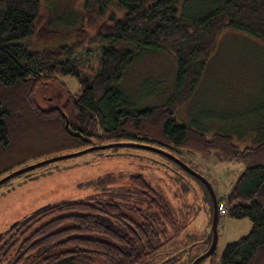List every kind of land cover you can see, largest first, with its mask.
<instances>
[{
    "label": "trees",
    "instance_id": "1",
    "mask_svg": "<svg viewBox=\"0 0 264 264\" xmlns=\"http://www.w3.org/2000/svg\"><path fill=\"white\" fill-rule=\"evenodd\" d=\"M113 1L85 0L81 26L70 30L102 47L98 67L89 74L82 73L76 63L82 52L89 54L81 40L72 45L31 47L29 42L36 37L59 34L41 22V0H0V163L15 150L54 140L56 149L35 156L127 140L163 147L185 162L186 153L239 162L244 169L224 199L226 214L249 218L253 228L226 246L218 264H264V139L240 148L231 134L219 131L207 137L205 129L178 120L225 29L264 40V0H218L207 9H185L183 14L179 11L183 0H117L122 14L109 11ZM88 28L94 29L90 36ZM121 41L137 47L117 45ZM140 48L170 51L178 74L176 90L167 101L135 109L120 82L139 57ZM69 74L77 77L80 88L76 94L68 93L62 112L39 106L36 88ZM10 169L0 167V177ZM204 189L210 199L206 186ZM167 219L170 238L175 223V209L170 204Z\"/></svg>",
    "mask_w": 264,
    "mask_h": 264
},
{
    "label": "rangeland",
    "instance_id": "2",
    "mask_svg": "<svg viewBox=\"0 0 264 264\" xmlns=\"http://www.w3.org/2000/svg\"><path fill=\"white\" fill-rule=\"evenodd\" d=\"M116 1L111 3L109 11L122 14L123 10ZM217 1L183 0L179 11L183 14L185 9H207ZM84 3L85 0H41V22L49 31L53 29L59 34L47 33V38L36 37L29 43L31 47L41 49L44 46L72 45L81 40L83 49L89 54L82 52L79 61H76L77 67L82 73L92 74L98 67L102 47L98 43H89L86 37L70 33L72 28L81 26ZM92 32L94 29L88 28L87 36ZM117 45L137 47L125 41ZM137 50L140 55L126 69L120 87L125 91L131 107L143 109L167 101L174 93L178 65L170 51ZM208 63L192 100L178 115L179 122L198 126L209 133L230 131L240 145L244 136L253 137L256 132H264V40L227 28L221 33ZM79 88L77 77L69 74L56 83L39 85L35 97L43 108H50L63 104L68 93L76 94ZM247 141L251 144L257 142L249 138ZM56 148V140L32 143L15 150L9 159L0 163V167L17 170L49 158L47 155H35ZM134 150L137 151L127 153L123 150L113 154H98L92 150L63 160L62 168L52 174L41 175L20 185L16 183L14 189L0 194V231L39 206L83 197L96 178L139 170L160 185L175 204L183 234L187 235L183 241L200 240L207 230L209 216L206 214L209 198L203 181L163 153L148 148ZM184 159L206 177L219 200L225 199L244 169L239 162L217 161L196 153H186ZM4 188L2 186L0 191ZM219 228L217 251L221 254L229 243L248 235L253 223L249 218L235 219L222 214ZM202 263L207 264L208 261Z\"/></svg>",
    "mask_w": 264,
    "mask_h": 264
},
{
    "label": "flooded vegetation",
    "instance_id": "3",
    "mask_svg": "<svg viewBox=\"0 0 264 264\" xmlns=\"http://www.w3.org/2000/svg\"><path fill=\"white\" fill-rule=\"evenodd\" d=\"M121 141L125 140L112 142ZM112 142L92 143L82 149ZM135 148L138 149L114 146L93 151L130 153L137 151ZM140 174L144 179L135 178ZM67 201L17 218V225L10 229V224L3 230L0 264H203L206 260L207 264L219 263L217 247L209 254L215 238L211 198L208 227L198 241H183L187 235L183 234L175 204L160 185L139 170L96 178L86 195ZM169 204L175 209L170 238ZM219 236L220 228L218 241Z\"/></svg>",
    "mask_w": 264,
    "mask_h": 264
},
{
    "label": "water",
    "instance_id": "4",
    "mask_svg": "<svg viewBox=\"0 0 264 264\" xmlns=\"http://www.w3.org/2000/svg\"><path fill=\"white\" fill-rule=\"evenodd\" d=\"M68 98V96H67ZM66 98V100H67ZM66 102V101H65ZM64 102V103H65ZM38 103V101H37ZM60 104V105H54L53 107L50 108H43L39 103L38 105L41 106L43 109H52V108H58L61 110L62 112V106L64 105ZM64 115V112H63ZM65 116V115H64ZM68 125V123L66 124ZM144 147V148H148L151 150H155L158 151L159 153H163L164 155H167L171 158H174L179 164H181L185 169H187L189 172H191L192 174H194L196 177H198L199 179H201L209 188V190L212 193L213 196V205H214V215H213V223L212 226L214 228L215 231V238L213 241V245L211 250L209 251V254L217 247V242H218V227H219V210H218V200H217V196L216 193L211 185V183L206 179L205 176H203L201 173L197 172L196 170H194L193 168H191L186 162H184L183 160H181L179 157L173 155L169 150L163 148V147H159L153 144H149V143H139V142H112V143H107L104 145H100V146H90L81 150H76V151H71L68 153H64V154H59V155H55L43 160H40L36 163L24 166L22 168H19L17 170H13L10 171L6 174H4L3 176L0 177V188L2 186H5V190L3 189L2 191H0V194H4L7 191H10L11 189H14L16 187V183L18 185L28 181V180H32V179H38L41 175H46V174H52L55 170H60L62 168V161L65 159H68L70 157H74V156H78L84 153H87L89 151L92 150H97V149H105V148H110V147ZM19 178L17 181H14V179ZM67 200H62V201H58L55 203H47L45 205L39 206L36 209H34L31 213L26 214L22 217H19L20 219L30 216L33 213L54 205L56 203H60V202H64ZM18 220H14L11 225H10V229L13 228L15 225H17ZM2 231H0V239L2 237Z\"/></svg>",
    "mask_w": 264,
    "mask_h": 264
},
{
    "label": "crops",
    "instance_id": "5",
    "mask_svg": "<svg viewBox=\"0 0 264 264\" xmlns=\"http://www.w3.org/2000/svg\"><path fill=\"white\" fill-rule=\"evenodd\" d=\"M194 96V95H193ZM193 98V97H192ZM192 98L190 99V100H192ZM189 103V102H188ZM187 103V104H188ZM181 123H183V124H186V123H184V121H180ZM186 125H188V124H186ZM190 126V125H189ZM193 127H195L194 125H192ZM217 131H212L211 133H209V132H207V131H205V133H206V135H207V137H212L213 135H214V133H216ZM221 132H225V133H228V134H231L232 136H233V139H234V135H233V133L232 132H230V131H221ZM255 133V132H254ZM260 139H259V138ZM244 139H243V143L240 145L235 139H234V141L238 144V146L240 147V148H243V147H245V146H248V145H255V144H257L259 141H261V140H263L264 139V132H256V134H254V136L253 137H247V136H244L243 137ZM252 139V140H257V142H255L254 144H251V143H249L248 141H247V139Z\"/></svg>",
    "mask_w": 264,
    "mask_h": 264
},
{
    "label": "built area",
    "instance_id": "6",
    "mask_svg": "<svg viewBox=\"0 0 264 264\" xmlns=\"http://www.w3.org/2000/svg\"><path fill=\"white\" fill-rule=\"evenodd\" d=\"M222 209H223V206H222ZM224 210V209H223Z\"/></svg>",
    "mask_w": 264,
    "mask_h": 264
}]
</instances>
